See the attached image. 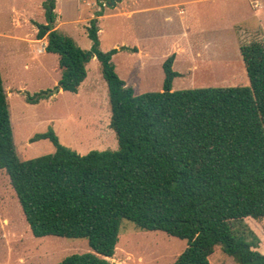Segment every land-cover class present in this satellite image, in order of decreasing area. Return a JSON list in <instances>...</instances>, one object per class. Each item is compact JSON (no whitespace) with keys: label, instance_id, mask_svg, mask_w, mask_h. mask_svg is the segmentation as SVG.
<instances>
[{"label":"trees","instance_id":"trees-1","mask_svg":"<svg viewBox=\"0 0 264 264\" xmlns=\"http://www.w3.org/2000/svg\"><path fill=\"white\" fill-rule=\"evenodd\" d=\"M38 40L59 58L58 88L76 94L96 58L108 87L117 151L80 155L53 129V154L22 161L14 143L0 69V170L10 178L32 234L86 240L91 249L58 264H112L121 225L187 242L173 264H211L217 247L237 264H264L260 239L245 220L264 219V41L240 46L248 86L173 91L175 54L163 64L162 92L136 95L99 48L96 13L89 51L53 27L56 0H45ZM31 103L38 100L29 97Z\"/></svg>","mask_w":264,"mask_h":264},{"label":"rangeland","instance_id":"rangeland-1","mask_svg":"<svg viewBox=\"0 0 264 264\" xmlns=\"http://www.w3.org/2000/svg\"><path fill=\"white\" fill-rule=\"evenodd\" d=\"M139 2V8L147 9L144 13L131 17L122 14L121 9L127 6L138 10ZM44 3L45 0H0V69L9 95L18 156L26 161L53 154L55 147L50 140L30 141L50 129L61 144L80 155L94 150L117 151L118 139L110 128L108 87L97 59L89 67V84L94 81L99 88L96 97L85 89L80 98L69 92L46 96L58 88L55 84L61 79V69L58 56L44 52L46 39L37 38L38 24H49ZM116 3L110 7V0H56L53 27L75 40L82 50L89 51L92 41L87 28L96 13L102 12L103 18L97 20L102 52L139 46L149 54L148 58H141L121 51L112 58L118 75L128 81L136 95L163 91V64L175 54L176 46L184 49L176 52L174 71L182 74L175 79L173 91L249 85L239 47L264 41V11L256 17L248 1L130 0L118 2V6ZM175 4H179L177 8ZM180 6L187 9L188 19L181 16ZM193 54L198 56L196 60ZM142 60L145 66L140 71L138 64ZM190 63L193 64L189 69ZM29 97L38 102H29ZM245 223L259 237L258 251L264 254V219L248 218ZM186 247L184 240L164 232L142 231L124 220L111 262L173 264ZM90 251L86 240L35 237L7 172L0 170V264H58L69 256ZM210 262L237 264L221 247L215 249Z\"/></svg>","mask_w":264,"mask_h":264},{"label":"crops","instance_id":"crops-1","mask_svg":"<svg viewBox=\"0 0 264 264\" xmlns=\"http://www.w3.org/2000/svg\"><path fill=\"white\" fill-rule=\"evenodd\" d=\"M130 0H119L118 2H121V4L122 3H124V2H129ZM246 1H248V3H249V5L253 8V11H254V13H255V16L256 17H261L262 15H263V11H264V2H263V0H246ZM118 2L116 3V5L118 6ZM184 4H186V2L184 3ZM140 2L138 3V10H136V9H134V8H130L129 6H127V8L126 9H121L122 10V14L124 15V16H127V17H131V16H134L135 14H141V13H144L147 9H141V8H139L140 6ZM178 5L179 4H175L174 6H175V8H177L178 7ZM162 6H164V5H162ZM185 6V5H184ZM158 7H161V6H158ZM147 8H150V7H148L147 6ZM262 9V10H261ZM179 11H180V13H181V16H183V18L184 19H188L189 18V14L187 15V9H185L183 6H180V8H179ZM103 18V15L102 16H100V17H98L97 19H99V20H101ZM100 32H101V29H99V33H98V35L100 34ZM185 38H187V37H185ZM46 42V41H45ZM46 44H47V42H46ZM46 44H45V46H46ZM45 46H44V52H46L45 51ZM121 47H127V46H121ZM118 49L120 48V47H117ZM127 48H129V49H132L133 51H131V50H127V51H125V52H127V53H130V54H138L139 55V57H141L142 58V56L144 55L145 57H149V54L146 52V50L145 49H143L142 47H139V46H137V47H127ZM176 52H177V50H179V49H181V50H183L184 48L183 47H178V46H176ZM240 48V47H239ZM174 50V49H173ZM119 52H121V51H119ZM118 52V53H119ZM175 52V51H174ZM176 52H175V59H176ZM117 53V54H118ZM171 53V51L169 52V54ZM185 53H187V51H185ZM199 53V52H198ZM116 54V55H117ZM201 54V53H200ZM115 56V55H114ZM113 56V57H114ZM193 56V58L196 60V58H198V56L197 55H195V54H193L192 55ZM192 58V59H193ZM200 58V57H199ZM94 59H96V58H93L92 60H90V62L86 65V70H87V77H86V79H85V81L81 84V86H80V88H79V90H78V93H76V94H74L75 95V97L76 98H80L81 97V94H82V92H83V90L85 89V92H87V93H92V96H97V94H98V87H97V85H96V82H94V81H92V85L91 84H89V80H90V72H89V67H90V63H91V61H93ZM112 62H113V59H112ZM176 60L174 61V64H173V70H175V67H176ZM114 64V63H113ZM192 64L193 63H190V65H189V69H190V67L192 66ZM115 65V64H114ZM139 66L141 65V68H140V71L142 70V68L145 66V64H144V62H143V60H142V62L140 63V64H138ZM115 68H116V66H115ZM188 69V70H189ZM117 72V71H116ZM177 73H179V72H177ZM180 74V76L179 77H181V74L182 73H179ZM178 77V78H179ZM125 81V80H124ZM175 81V80H174ZM126 82V84L128 85L129 83H128V81H125ZM173 84H174V82H173ZM56 86H58V82H56V84H55ZM100 86V85H99ZM129 86V85H128ZM173 89V88H172ZM174 90V89H173ZM58 93H63L64 94V91L63 90H61V89H59V91H58ZM9 96V95H8Z\"/></svg>","mask_w":264,"mask_h":264},{"label":"water","instance_id":"water-1","mask_svg":"<svg viewBox=\"0 0 264 264\" xmlns=\"http://www.w3.org/2000/svg\"><path fill=\"white\" fill-rule=\"evenodd\" d=\"M111 1V4H110V7L112 6V5H114L116 2V0H110ZM118 1V0H117ZM58 91H59V88H57L55 91H53V92H49L48 94H46V96H48V95H51V94H58Z\"/></svg>","mask_w":264,"mask_h":264}]
</instances>
